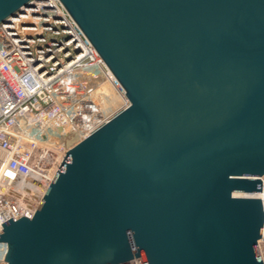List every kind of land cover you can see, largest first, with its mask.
<instances>
[{"label":"water","instance_id":"water-1","mask_svg":"<svg viewBox=\"0 0 264 264\" xmlns=\"http://www.w3.org/2000/svg\"><path fill=\"white\" fill-rule=\"evenodd\" d=\"M60 1L129 104L1 223L6 264H264V0Z\"/></svg>","mask_w":264,"mask_h":264},{"label":"built area","instance_id":"built-area-1","mask_svg":"<svg viewBox=\"0 0 264 264\" xmlns=\"http://www.w3.org/2000/svg\"><path fill=\"white\" fill-rule=\"evenodd\" d=\"M108 88L121 98L115 109L106 108ZM128 104L60 0H33L0 22V229L10 217L33 214L37 205L31 209L19 201L23 187ZM259 178L261 190L245 195L260 198L264 210V174ZM256 245L264 262V221ZM5 253L0 242L2 260ZM127 264H143L142 257Z\"/></svg>","mask_w":264,"mask_h":264},{"label":"bare ground","instance_id":"bare-ground-1","mask_svg":"<svg viewBox=\"0 0 264 264\" xmlns=\"http://www.w3.org/2000/svg\"><path fill=\"white\" fill-rule=\"evenodd\" d=\"M53 134L56 133L53 131ZM53 138L55 139V137ZM60 163L61 161H60V153H59L56 162H54V164L50 169H48L45 172L43 171L39 172L35 177L36 179L35 181L29 183V185H27L26 187H23V189L24 188L26 189H24L23 195L19 197L20 199L19 201L22 202L25 207L33 209L37 205L39 199L41 198L43 192L46 189L47 184L53 178ZM0 264H4V260H2L1 257H0Z\"/></svg>","mask_w":264,"mask_h":264},{"label":"rangeland","instance_id":"rangeland-1","mask_svg":"<svg viewBox=\"0 0 264 264\" xmlns=\"http://www.w3.org/2000/svg\"><path fill=\"white\" fill-rule=\"evenodd\" d=\"M104 92H107L108 95L111 96L110 99L108 98V100H105L106 108L108 107V108L115 109L116 107H118L119 104L121 103V98L119 96H117V94L112 90V88H108V90H104ZM71 140L69 139L68 143L71 142Z\"/></svg>","mask_w":264,"mask_h":264}]
</instances>
